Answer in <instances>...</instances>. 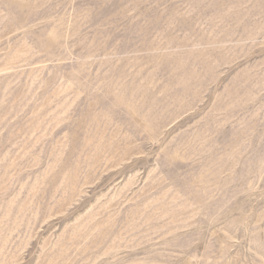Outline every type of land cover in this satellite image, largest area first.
<instances>
[{
  "label": "rangeland",
  "instance_id": "1",
  "mask_svg": "<svg viewBox=\"0 0 264 264\" xmlns=\"http://www.w3.org/2000/svg\"><path fill=\"white\" fill-rule=\"evenodd\" d=\"M0 264H264V0H0Z\"/></svg>",
  "mask_w": 264,
  "mask_h": 264
}]
</instances>
